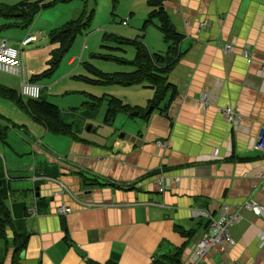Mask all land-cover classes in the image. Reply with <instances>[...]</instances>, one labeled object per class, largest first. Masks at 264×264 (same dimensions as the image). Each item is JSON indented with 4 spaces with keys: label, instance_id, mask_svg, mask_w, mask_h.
<instances>
[{
    "label": "crops",
    "instance_id": "obj_1",
    "mask_svg": "<svg viewBox=\"0 0 264 264\" xmlns=\"http://www.w3.org/2000/svg\"><path fill=\"white\" fill-rule=\"evenodd\" d=\"M146 1L148 14L156 6ZM160 9L174 42L163 39L154 17L147 26L158 35L146 26L138 40L149 54L162 56L161 66L170 63L161 74L160 99L149 104L154 94L149 82L131 84L144 92L134 88V100L126 94L122 101L111 97L135 115L119 110L107 118L106 103L101 112L103 124L117 119L131 129L104 142L51 132L31 117L32 124L24 127L30 137L9 136L13 124L4 125L0 198L8 228L21 244L16 264H171L164 257L174 253L181 264L189 260L194 241L215 235L211 218L221 203L232 210L251 199L264 208V149L255 147L264 125V0H161ZM27 34L35 40L20 51L23 76L38 87V96L42 78H30L46 69L49 51L58 43L41 46L39 53L37 33ZM226 42L233 45L229 52L221 48ZM243 48L249 62L240 54ZM24 53L29 54L25 61ZM74 61L71 56L66 64ZM10 75L18 81L16 92L31 98L19 93L21 76ZM225 107L235 115L225 118ZM134 116L137 121L130 120ZM49 133L66 137L61 151L51 147ZM74 197L95 205L86 208ZM61 204L70 211L57 214ZM259 232H264V214L240 209V218L227 226L231 243L213 244L197 264H264ZM14 244L0 240V264H11Z\"/></svg>",
    "mask_w": 264,
    "mask_h": 264
},
{
    "label": "rangeland",
    "instance_id": "obj_2",
    "mask_svg": "<svg viewBox=\"0 0 264 264\" xmlns=\"http://www.w3.org/2000/svg\"><path fill=\"white\" fill-rule=\"evenodd\" d=\"M35 1L37 0H0V40H5L7 45L18 48L21 37L31 30L37 33V49L41 53L43 50L40 49L41 46L51 44L46 37L50 29L76 16L79 9H85V13L92 10L88 26L73 36L51 74L39 80L38 84H42L43 87L40 88L36 99L49 102L58 108L60 120L68 125V130L64 134H72L75 137L77 133H81L89 140L108 142L121 131L131 129L129 126H122L121 121L117 119L110 126L103 124L101 117L103 106L111 96L119 97L118 99L122 101L126 94L130 100H134L138 95L134 88L144 91L140 86L132 87L123 82H96L99 75L93 70L120 75L119 73H127L132 69L126 61L133 58V47L120 44L112 38L136 39L137 36V40L141 41L144 29L149 23L142 26L147 15L144 0H55L53 4H48L51 3L50 0H40V4L43 5L38 7L31 17L24 10L14 9L19 4L30 3L32 5V7L28 5L30 10ZM4 7H9L11 11ZM14 13H22L24 16H14ZM118 20H125L126 24L122 25ZM147 30H152V33L158 35L151 25L147 26ZM33 44L34 42L20 48L26 51L33 47ZM28 55L24 53L22 56L24 61ZM71 56L75 61L71 65L66 64ZM118 79L120 80V77H117ZM53 82L55 84L51 85ZM0 83L18 90L16 77L6 72L0 71ZM130 120L137 121L138 118L134 116ZM6 123L13 124L9 136L17 132L22 137H30L24 130L28 124H32L30 116L14 107L11 101L0 97V124ZM88 125L92 128L87 129ZM110 132L113 133L111 136ZM48 136H51L50 141L54 145L51 147L61 151L66 137L50 133Z\"/></svg>",
    "mask_w": 264,
    "mask_h": 264
},
{
    "label": "trees",
    "instance_id": "obj_3",
    "mask_svg": "<svg viewBox=\"0 0 264 264\" xmlns=\"http://www.w3.org/2000/svg\"><path fill=\"white\" fill-rule=\"evenodd\" d=\"M55 0H50L53 4ZM161 0H147L146 3L148 6H156V9H152L146 16L143 24L148 20L157 18L159 22V29L162 33L163 39L166 41L175 40V33L167 20L165 14L160 9ZM40 0L35 1L32 9L28 10V7H32L30 3H22L17 5V8L14 9L24 10L25 13L31 17L34 15L38 7L43 4H40ZM30 5V6H28ZM158 7V8H157ZM7 11L11 9L9 7H4ZM14 16H24L22 13L15 14ZM92 16V10L88 13H85L84 9H81L79 15L68 19L61 23L58 27L50 29L47 32V38L49 43L57 42V47L49 51V58L46 60L47 67L41 73L36 76H31L30 80L35 81L43 77H47L51 74L52 70L57 66L61 54L66 50L70 45L73 36L80 32L81 29H84L88 26ZM28 20V18H27ZM30 20V19H29ZM28 20V21H29ZM10 23L7 25V27ZM120 44L131 45L134 49V55L131 61H126L129 65L133 66V70L127 73H119L116 75L113 73H101L93 70V72L99 75V80L96 82L100 83H119L123 82L126 85L149 82L154 88V94L152 99L149 101L150 105H153L154 102L158 101L165 89L164 79L161 77V74L165 73L169 64L161 66L162 56L156 54H149L145 46L139 42L137 39H124L122 37H113ZM112 58V57H108ZM117 77H120V80H117ZM122 84V83H120ZM124 85V84H123ZM0 97L6 100L11 101L12 105L24 113L28 114L32 119H35L42 123L49 131L54 133H65L68 130V125L62 123L58 116V108L44 100L32 99V98H22L16 90L0 85ZM107 118H110L113 113H116L119 110L122 111H132L127 105H121L117 99L109 98L107 103ZM6 127L3 124H0V138L5 134ZM9 227V214L7 208L4 206L0 198V240L8 241L5 237L4 228ZM16 236L12 235L10 239L14 244V253L11 258V264L15 263V255L18 248L21 244H16ZM176 254L174 253L171 256L164 257L171 264H178L177 259L175 258ZM150 264H164L161 260H153Z\"/></svg>",
    "mask_w": 264,
    "mask_h": 264
},
{
    "label": "built area",
    "instance_id": "obj_4",
    "mask_svg": "<svg viewBox=\"0 0 264 264\" xmlns=\"http://www.w3.org/2000/svg\"><path fill=\"white\" fill-rule=\"evenodd\" d=\"M34 40L35 37L32 34H27L18 42V48L7 45L5 40H0V71L20 75L21 83L19 93L31 98L37 96L38 87L34 84L28 83L23 76L24 70L20 56V46L27 45ZM218 45L220 46V44ZM221 48L224 52H229L232 50L233 45L226 42L221 45ZM240 54L246 58L247 62H249V51L246 48L240 49ZM222 113L227 119L231 118L232 114L235 115V113L229 107H225L222 110ZM255 147L259 150L264 149V125H262L259 130ZM61 187L64 191L68 192V190L64 186L61 185ZM74 199L76 200V202L83 204V206H85L86 208L95 205L93 202L83 201L77 197H74ZM240 209H249L255 214H264V208L259 206L255 201L251 199L244 200L239 206L234 207L232 210H230V206L228 204L221 203L218 206L216 217L211 218V225H213L216 229L215 235H204L194 241L190 246L188 254L189 260L182 262L181 264H197L200 260H202L203 256L213 244H216L220 241L231 243V240L227 234V226L240 218ZM69 211V207H66L62 204L58 205L55 208V212L57 214H64ZM257 239L258 245L261 246L264 243V232H259L257 234Z\"/></svg>",
    "mask_w": 264,
    "mask_h": 264
},
{
    "label": "water",
    "instance_id": "obj_5",
    "mask_svg": "<svg viewBox=\"0 0 264 264\" xmlns=\"http://www.w3.org/2000/svg\"><path fill=\"white\" fill-rule=\"evenodd\" d=\"M150 109V106H148V108H147V111ZM131 114H136L135 113V111L134 112H131ZM59 222H60V225H61V227H63V217H60L59 218ZM4 233H5V237L7 238V239H11L12 238V233H11V230L8 228V226H6L5 228H4ZM69 244H70V246L73 248V250L75 251V253L76 254H78L79 256H83L84 254H83V251H81L80 249H78L76 246H75V244H73V243H71V242H68ZM22 255H23V251H20V253H19V256L20 257H22Z\"/></svg>",
    "mask_w": 264,
    "mask_h": 264
}]
</instances>
